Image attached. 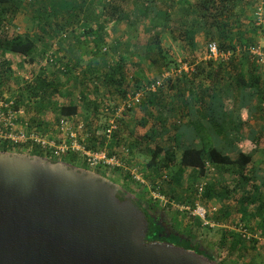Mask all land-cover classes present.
<instances>
[{"label": "trees", "instance_id": "16d2710c", "mask_svg": "<svg viewBox=\"0 0 264 264\" xmlns=\"http://www.w3.org/2000/svg\"><path fill=\"white\" fill-rule=\"evenodd\" d=\"M180 4L182 7L179 10L182 15L174 20L171 13ZM25 10L29 11L34 30L32 32L24 31L20 34L17 30L22 25L17 22L18 14ZM259 14H261V22ZM110 26H112L111 33L113 34L119 30L124 33L126 31L132 33L137 27L146 28V32L149 35L152 34L143 47L131 44H129L130 47L128 46L129 53L137 54L135 56L137 61L133 62L136 63L133 64V67L140 66L139 75L144 72V77L148 78L149 76L146 77L145 74L152 75L155 71L157 78L149 81V84L147 82L148 85L154 83L165 71H168L171 63H178V60L170 58L172 54L163 50L162 40L166 38L164 35L159 36L161 32L180 44L187 56L182 62L190 65L200 58L196 52L198 37H203L207 44L215 43L220 52L231 53L228 61L200 62L207 63L209 68L213 66V63L219 64L211 78L212 86H219L224 81L221 75L227 72V66L235 74V84L238 88L243 87L257 92L260 87V79L253 75L254 65L256 66L257 63L247 50L260 47L258 45L260 36L264 38V0H0V99L8 75L17 74L16 68L19 70L25 68L28 74L33 77L37 71V77L31 83H26L27 96L24 97L21 91L13 101L15 109H21L22 101L25 98L34 114L39 104H48L51 100L56 99L59 103L56 107V122L61 119H76L77 124L80 121L84 122L81 111L88 108L87 105H84L86 104L85 96H81L82 108L72 104L71 93L61 95L55 81L46 75L45 69L41 66L44 62L54 69L57 68L60 72H63L61 69H64V74H70V70L67 69L69 63L74 67L78 66L85 60V56L91 57V63L104 61V63H109L110 55H116L118 62L105 67L95 76V81L96 84L98 82L109 90L114 89L116 92V89H119L117 92L122 94L120 88L129 79L124 68L128 61L124 55L119 56L118 54L123 45L121 39L115 40L113 43L107 42L106 30H109L107 28ZM153 31L157 34L152 33ZM67 37L75 45L74 51L63 53L59 50L58 54H54L52 44L58 41L60 46ZM237 49H240V52H237ZM262 49L264 51V47ZM99 53H102V56ZM76 56L77 58L74 60L73 58ZM143 63H147L148 68L143 69ZM239 63L252 65L248 69L250 77L248 82L245 81L238 68ZM130 78L132 79V77ZM134 80L136 83L139 81L138 79ZM172 80L169 79L163 85L171 88ZM185 83L187 82L184 81L183 84ZM95 89L98 90L96 87ZM160 116L163 117V114L161 113ZM32 123L38 124L36 121ZM87 133L90 135L89 149L99 150L105 146L106 140L103 136L98 138L86 131L79 134L80 143L83 142V136ZM161 134L163 133L156 134L155 139L154 135L151 137L148 134L143 138L144 142H154V149H151L147 169L155 174L163 170L168 171L174 164L175 155L179 153L181 155L180 168L183 171L197 172L198 178L207 176L206 163L224 175L229 174L234 182L232 190L228 188L227 182L209 183L200 202L204 208L209 210L208 204L213 199L220 198L223 201V199L228 200L229 196L234 195L231 200L237 206L235 210L229 205L222 206L219 214H215L212 219L208 218L215 226L229 229L242 225L244 231L249 235V239H245L239 233L235 237L223 235L220 243L216 244L215 251H208L195 242V237L203 227L211 231L208 225L203 226L198 218L191 217V213L185 211L181 215L183 218L181 224L177 225L179 226L177 229L175 225H170V222L176 220V217L174 218L172 215L179 216V211L167 205L162 206L161 201L156 200L150 201L151 204L145 201L139 202L149 224L146 242L167 244L192 251L205 256L214 264H222L218 254L224 249H227L228 252L225 256L235 264H241L242 261L248 262L245 259L248 258L250 251L253 254L259 251L264 255V220L261 221L263 206L254 207L253 212L248 215L251 218L248 222H254V225L245 224V219H240L241 215L237 213L242 208L241 204H250V202L252 205L255 204L253 194L257 191V180L253 172L249 174L252 170L250 167L251 157L244 152H240L236 156H229L216 148H198L186 143L176 144L174 147L165 149L160 144H166L167 141L162 139L164 135ZM114 138L115 134L112 139ZM174 138L173 135L170 138L173 145ZM156 140L160 143L155 142ZM97 142L98 144H96ZM260 142L264 148V138ZM35 155L42 157L38 154ZM162 155L164 157L159 161L158 159ZM74 160L75 158L71 157L67 164L72 166ZM194 187L185 186L184 191L189 197H186L184 201L178 200V194L173 195L170 199L175 200L180 207H189V211H193L198 202ZM239 190L246 193L242 197L238 196L236 192ZM159 194L166 196L165 189L160 187ZM120 195L124 197L127 194L120 191ZM256 219H260L257 224L255 223ZM225 223L227 225H224ZM261 242L263 243L260 246Z\"/></svg>", "mask_w": 264, "mask_h": 264}, {"label": "crops", "instance_id": "0c3cea01", "mask_svg": "<svg viewBox=\"0 0 264 264\" xmlns=\"http://www.w3.org/2000/svg\"><path fill=\"white\" fill-rule=\"evenodd\" d=\"M202 40L203 37H198L196 41L202 42ZM212 65L209 68L207 63H198L194 72L184 73L179 78L173 79L171 88L164 86L156 93L148 94L139 105L124 113L115 138L104 144L108 154L117 157L121 168L115 169L106 177H110L112 183L138 202L145 201L149 204L150 201H161L162 206L167 205L174 210L190 212L193 217L189 207H180L175 200L170 198L178 194V200L184 201L186 197H189L184 191L185 186H188L189 182H194V187L201 178H198L197 172L183 171L180 168L181 155L179 153L175 155L174 164L168 171L163 170L155 174L148 170L147 163L152 152L151 149H154V142H144V136L146 134L151 137L154 135L155 139L156 134L163 133L161 134L164 135L162 139L167 142L160 145L165 149L174 147L176 144L186 143L198 148H216L229 156H236L238 153L244 152L252 159L250 166L252 170L249 174L253 172L257 180V191L253 194L255 204L252 205L251 202L250 204H241L242 208L237 212L241 215L240 219L244 218V222L247 224L251 219L248 215L253 212L254 207L262 205L264 208V148L260 142L264 138V65H254L253 75L260 79V87L257 92L243 87L238 88L235 84V74L227 66V72L221 75L224 81L219 86H212L211 78L219 64L213 63ZM250 66L252 65L249 63H239L238 65L246 82L250 80L248 74ZM124 68L129 79L120 88L122 94L117 92L119 89H116L115 92L114 89L109 90L101 85V88L106 91L105 94H98L99 88L97 91H94L93 88L90 96H85L88 97L86 102L89 104V107L85 108V113L81 112L83 119L87 120L84 122L85 131L98 138L102 137L103 130L107 127V117L103 110L111 109L112 104L119 105L127 95L157 78L155 71L152 75L145 74L146 77L149 76L148 78L144 77V72L140 74L143 77L140 76V66L135 67L134 70L125 64ZM145 68H148V65H143V69ZM134 79L139 81L136 83ZM184 81L187 83L183 84ZM161 113L163 117L160 116ZM76 121L75 119V124H77ZM172 135L175 136L174 145L170 140ZM71 157L73 156H69L67 161ZM163 157L164 155L160 156L158 160H162ZM133 174L139 175L144 184L134 182ZM208 178L209 183L213 184L227 182L230 190L234 186L232 177L229 174H222L218 169L215 175H209ZM160 187L165 189L166 196L159 194ZM236 193L242 197L246 192L239 190ZM156 196L159 199H155ZM233 197L234 195H231L228 200L223 199V201L220 198L213 199L208 204L210 209L207 211L210 213L215 208L217 209L215 214H219L222 206L227 205L235 210L237 206L231 200ZM245 213L247 214L244 215ZM215 214L208 217L212 219ZM209 218L208 225L215 233V244L220 243L223 235L225 237L237 235L231 228L215 226ZM263 220L264 211L261 221ZM258 221L260 219H256L255 223L257 224ZM251 225H254V222ZM227 253V249H224L223 252L219 251V261L222 264H235L225 256ZM248 255V258L245 259L248 262L242 261L241 264H264V255L259 251L256 254L250 251Z\"/></svg>", "mask_w": 264, "mask_h": 264}, {"label": "water", "instance_id": "95a60500", "mask_svg": "<svg viewBox=\"0 0 264 264\" xmlns=\"http://www.w3.org/2000/svg\"><path fill=\"white\" fill-rule=\"evenodd\" d=\"M120 191L95 172L0 152V264H214L147 243L142 206Z\"/></svg>", "mask_w": 264, "mask_h": 264}, {"label": "built area", "instance_id": "2783aa9c", "mask_svg": "<svg viewBox=\"0 0 264 264\" xmlns=\"http://www.w3.org/2000/svg\"><path fill=\"white\" fill-rule=\"evenodd\" d=\"M258 17L261 22V14ZM237 52H240V49H237ZM247 52L257 65H264L262 47L250 48ZM230 57L231 53L220 52L215 43H209L203 55L194 64L190 65L178 61L175 66L165 71L154 83L152 82L150 85L143 86L134 93L127 95L125 100L115 108L104 109V114L107 117V127L103 130L102 136L106 142L111 141L119 129V122L123 114L139 105L146 95L154 94L163 88V84L169 79H176L184 73L194 72L195 66L200 62L228 61ZM85 126L84 122L75 124L74 119H61L55 127V135L52 136L51 133H46L40 127L33 126L24 119L23 110L15 109L13 101L0 99V152L27 156L38 154L42 158L54 161H61L64 158L68 159L69 156H73L75 160L72 167L90 172L103 169L107 175L115 169L121 168L117 157L110 156L105 146L99 150L88 148L90 138L88 133L83 136V142H79V134L85 132ZM206 170L208 171L207 176L201 178L200 182L194 187L198 202L192 211V216L198 218L204 226L208 225V216L217 212V209L213 208L209 213L200 202L209 184L208 176L216 174V170L209 163H206ZM132 180L141 185L144 184L142 178L137 174L132 175ZM155 199L159 198L156 196ZM242 227V225H239L234 228V231L245 239H249V235Z\"/></svg>", "mask_w": 264, "mask_h": 264}, {"label": "rangeland", "instance_id": "374dc122", "mask_svg": "<svg viewBox=\"0 0 264 264\" xmlns=\"http://www.w3.org/2000/svg\"><path fill=\"white\" fill-rule=\"evenodd\" d=\"M183 4V3H182ZM182 4H180V6H178L176 8V10H174V12H172V19L176 20L177 18L181 17V12L179 10V8L182 7ZM249 16V14H248ZM247 16V17H248ZM192 18V17H191ZM17 22L22 25L21 28H18L19 30H17L18 33L22 34L24 33V31H29L32 32L34 29L33 27V22L30 20V14L28 10H25L24 12H20L18 14V20ZM111 28L112 26H110L109 30H106V38H108V43H113L115 40H120L122 39V46L120 47L118 54L120 55H124L125 58L127 59L128 63H126L127 66H129V68H133L135 70L136 66H132L133 64L135 65L136 63V58L135 56L137 54H135L134 52L129 53V44L131 45H135V46H140L143 47L145 45V43L147 42L148 38L152 35V34H148V32H146V28H142V27H137V29L134 30V32L130 33V31H126L125 33L123 31H117V33L113 34L111 33ZM25 29V30H24ZM118 29V28H117ZM157 34V32H152ZM153 34V35H155ZM164 35L165 36V40H162V48L165 52L167 53H171L172 57L170 56L171 59H175L176 61H182L184 58H187L186 56V52L185 50H183V48H181L180 44L177 42H174L170 36H167L165 34H162L161 32L159 33V36ZM262 36H260V40H259V46L260 47H264V38H261ZM58 41H55L52 44V51L54 54H58L59 50L63 51V53H68L70 50L74 51L73 48H75V45L72 43V41L70 40L69 37L65 38L62 43L59 44L57 43ZM206 44L207 42H205V40L203 39L202 42H198V46L196 49L197 52V56L201 57L203 55V53L205 52V48H206ZM130 47V46H129ZM102 52V51H101ZM62 53V54H63ZM61 54V53H60ZM128 54V55H127ZM139 54V53H138ZM100 56H102V53H99ZM67 56V55H66ZM77 58L74 57L73 59L75 60ZM90 56H85L84 57V61H82V63H80L78 66L76 65L75 67L73 66V64L69 63L67 69L70 70V74H64L63 72L64 69H61L63 72H60L59 70L54 69L53 67H51L50 65H46L44 62L42 63V68L45 69V73L48 77L52 78V80L55 81L56 86L59 89V93L61 95H67L68 93H71L72 97H71V103L78 105L79 107L82 108V104H81V96H90L91 94V90L94 88V91H96L95 87H98V94H105V90H103L100 85V83L95 81V76L98 75L99 72H101L103 69H105V67H109V65H115L116 62H118V56L116 55H110V61H108L109 63H91L90 61ZM176 63H171L170 68H172L173 66H175ZM143 65H147V63H143ZM131 68V69H132ZM14 69V68H13ZM66 69V70H67ZM17 74L13 75L12 73L8 75L7 78V82L5 83V86L2 90V98L1 99H7L9 101H15L18 94L21 92L23 94L24 97L27 96V90H25V88L27 87L26 83H31L32 80L37 77V71H35V75L34 77L30 74H28V71L24 68L19 70L18 68H16ZM59 71V72H58ZM130 73L132 74V72L130 71ZM88 97L86 99H88ZM22 105H21V109L24 112V119H26L31 125L33 126H37L40 127L43 131H45L46 133H51L52 136L55 135V127L57 125V113H56V107L59 104L58 101L56 99L51 100L50 103L48 104H39L38 107H36L35 113L33 114V110H31V108L28 106V100H26L25 98L22 101ZM88 106V102H85ZM113 106L115 104H112ZM100 108V107H99ZM43 111V113H42ZM86 110H82V114L85 113ZM41 119V120H40ZM36 121L38 124H34L32 122ZM83 121V120H82ZM87 120L84 119V122H86ZM42 123V124H41ZM36 156V155H34ZM61 162H66L68 163L67 159L64 158L61 160ZM97 175H99L100 177L107 179V180H111L110 177H106L108 176L106 171L103 169H97L96 170ZM113 182V181H112ZM200 182V179L197 181ZM194 182H189L188 186L193 187ZM180 211V210H179ZM184 212L180 211L179 212V216L176 215H172V217H176L175 221L170 222V225H175V227L177 229H179V226L181 224V219L183 218V216H181ZM250 225L252 224V222H248ZM233 231L235 229H232ZM213 231V230H212ZM210 230H206L204 227L203 229L199 232L198 236L195 237V242L197 243V245H199L200 247L207 249L208 251L214 250V247L216 246L215 244V233L214 231L212 232ZM206 254V253H205Z\"/></svg>", "mask_w": 264, "mask_h": 264}, {"label": "clouds", "instance_id": "9594fccd", "mask_svg": "<svg viewBox=\"0 0 264 264\" xmlns=\"http://www.w3.org/2000/svg\"><path fill=\"white\" fill-rule=\"evenodd\" d=\"M36 157V156H35ZM64 163H66V162H64ZM67 164V163H66ZM71 166V165H70ZM96 173V172H95ZM97 174V173H96Z\"/></svg>", "mask_w": 264, "mask_h": 264}, {"label": "flooded vegetation", "instance_id": "af4514ba", "mask_svg": "<svg viewBox=\"0 0 264 264\" xmlns=\"http://www.w3.org/2000/svg\"><path fill=\"white\" fill-rule=\"evenodd\" d=\"M125 196V195H124Z\"/></svg>", "mask_w": 264, "mask_h": 264}]
</instances>
